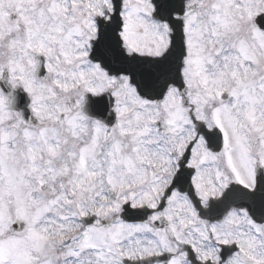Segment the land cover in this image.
I'll return each instance as SVG.
<instances>
[{
  "label": "snow or ice",
  "instance_id": "snow-or-ice-1",
  "mask_svg": "<svg viewBox=\"0 0 264 264\" xmlns=\"http://www.w3.org/2000/svg\"><path fill=\"white\" fill-rule=\"evenodd\" d=\"M0 264H264V0H0Z\"/></svg>",
  "mask_w": 264,
  "mask_h": 264
}]
</instances>
